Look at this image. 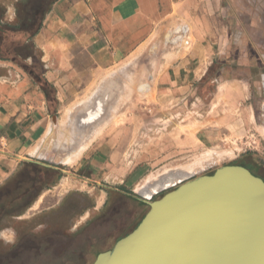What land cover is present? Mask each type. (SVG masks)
Masks as SVG:
<instances>
[{
	"label": "crops",
	"instance_id": "obj_1",
	"mask_svg": "<svg viewBox=\"0 0 264 264\" xmlns=\"http://www.w3.org/2000/svg\"><path fill=\"white\" fill-rule=\"evenodd\" d=\"M45 1L43 18L34 20L31 31L19 19L17 4L0 1V191L19 180L23 170L44 175L21 210L4 216L0 237L16 236L6 220H21L25 213L30 220L42 212L66 209L68 193L70 207L81 218L91 177L118 178L123 162L134 160L133 140L127 136L131 128L115 120L123 92L118 84L128 80L132 56L141 49L152 44L162 49V41H168L160 62L153 63L155 68L164 66L158 75L153 80L135 76L134 86L140 87L143 98L160 90L162 96L181 88L191 92V84L215 64L219 38L228 35L229 26L237 30L235 49L245 50L240 0ZM226 46L230 50V43ZM226 54L219 58L230 57ZM219 80L236 88L234 105L241 104L245 98L239 78ZM224 88L218 86L216 101ZM118 130L124 135L121 140ZM84 143L76 160L69 161Z\"/></svg>",
	"mask_w": 264,
	"mask_h": 264
},
{
	"label": "rangeland",
	"instance_id": "obj_2",
	"mask_svg": "<svg viewBox=\"0 0 264 264\" xmlns=\"http://www.w3.org/2000/svg\"><path fill=\"white\" fill-rule=\"evenodd\" d=\"M0 1L10 6L17 4L19 19L30 31L34 20L39 23L43 18L47 5L41 0ZM240 1L239 5L243 7L239 9L242 12L240 22L244 26L240 38L245 50L235 49L237 30L229 26L228 35L219 38L220 50L215 53V64L208 67L201 80L191 84V92L181 88L162 96L160 90L154 96L143 98L141 89L134 86L137 76L147 79L149 75L153 80L164 68H155L153 63L160 62L167 40L162 41V49L152 44L132 56L128 80L118 84V90L123 92H119L121 96L117 98L119 113L115 123L131 128L127 136L133 140L134 160L123 162L122 175L118 178L91 177L86 188L90 193L85 195L86 208L81 218L76 216L78 211L70 207L71 194L68 193L64 203L66 209L59 213L42 212L30 220L25 218L28 216L25 213L21 220H6L7 226L16 230V236L0 237V264H92L98 253L109 250L117 240L131 232L148 211V204L139 200L142 196H150L141 191L144 182L152 175L187 163L204 151L233 150L235 155L205 164L177 181L210 175L221 166L241 161L250 164L252 170L264 178V90L261 82L264 76L261 75L264 71V0ZM233 19L230 18L231 23ZM154 42H159L158 36ZM227 43H230V50H225ZM221 44H224L223 48ZM225 53L230 57L220 59L219 55ZM122 67L125 72V64ZM227 76L241 81L245 98L241 104L234 105L238 103L236 88L219 80ZM220 84L225 88L222 97L216 101ZM145 85L144 90L148 88ZM172 95L177 98L172 100ZM120 132L118 130L117 138L121 140L124 135ZM87 144H82L70 161H75ZM107 170L109 166L104 172ZM43 179L44 175L39 172L26 169L19 180L0 191V232L4 216L20 211L19 207L33 193L34 183L40 184ZM178 184L154 194L149 200L160 198ZM28 187L32 190L23 193Z\"/></svg>",
	"mask_w": 264,
	"mask_h": 264
},
{
	"label": "water",
	"instance_id": "obj_3",
	"mask_svg": "<svg viewBox=\"0 0 264 264\" xmlns=\"http://www.w3.org/2000/svg\"><path fill=\"white\" fill-rule=\"evenodd\" d=\"M264 86V76H263ZM92 264H264V181L241 165L178 182Z\"/></svg>",
	"mask_w": 264,
	"mask_h": 264
},
{
	"label": "bare ground",
	"instance_id": "obj_4",
	"mask_svg": "<svg viewBox=\"0 0 264 264\" xmlns=\"http://www.w3.org/2000/svg\"><path fill=\"white\" fill-rule=\"evenodd\" d=\"M143 90H144V88H143ZM93 109H94V107H93ZM94 115L95 114H93L92 117ZM87 116L88 115L86 114V117ZM87 118H89V116ZM263 131H264V129H263ZM76 148H78V147H76ZM233 154L235 155V152L233 150H226V151H224V150L211 151L210 150V151H204L200 155H197V156L195 155L194 158L190 159L187 163H185L183 165L180 164V165H178V166H176L174 168L166 169L162 173H158L157 175H152L141 186V188L143 187L141 191L146 196L151 195V193L154 192V191H155L154 193H158V192H160V191H162L164 189L170 188L171 186L175 185L176 183L182 181L183 179L179 180V181H177V180L183 178L184 176H187L190 173H193L194 171H196V170L200 169L201 167H203L205 164H208V163H211V162H216V161L218 162V161H221L222 159H225V158H230V157L234 156ZM72 155H73V153H72ZM72 155L70 154V157ZM69 161H70V159H69ZM159 188H161V189H159ZM141 191H140V193H141ZM142 197L147 198V199L151 198V196H148V197L142 196Z\"/></svg>",
	"mask_w": 264,
	"mask_h": 264
},
{
	"label": "flooded vegetation",
	"instance_id": "obj_5",
	"mask_svg": "<svg viewBox=\"0 0 264 264\" xmlns=\"http://www.w3.org/2000/svg\"><path fill=\"white\" fill-rule=\"evenodd\" d=\"M262 75H264V71H263V74H262ZM263 90H264V86H263ZM235 165H241V166L247 168L252 174H254L255 176H258L259 178H261V179L264 181V178H263V177L259 176V174H257L256 172H254V171L252 170V167H251L250 164H247L246 162L241 161L239 164H235ZM112 247H113V246H112ZM112 247H111V248H112ZM111 248H110V249H111ZM98 254H99V253H98ZM98 254H97V255H98Z\"/></svg>",
	"mask_w": 264,
	"mask_h": 264
},
{
	"label": "trees",
	"instance_id": "obj_6",
	"mask_svg": "<svg viewBox=\"0 0 264 264\" xmlns=\"http://www.w3.org/2000/svg\"><path fill=\"white\" fill-rule=\"evenodd\" d=\"M26 1H28V0H25L24 2L26 3ZM41 1H42V4H43V3H46L45 0H41ZM136 226H137V225H136ZM136 226H135V227H136Z\"/></svg>",
	"mask_w": 264,
	"mask_h": 264
}]
</instances>
